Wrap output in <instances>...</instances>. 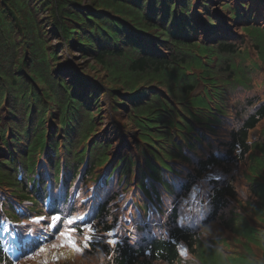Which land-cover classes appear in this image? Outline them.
Segmentation results:
<instances>
[{"label":"trees","instance_id":"trees-1","mask_svg":"<svg viewBox=\"0 0 264 264\" xmlns=\"http://www.w3.org/2000/svg\"><path fill=\"white\" fill-rule=\"evenodd\" d=\"M79 1L0 0V107L6 106L11 110L24 102L33 113L30 124L0 123V196L7 200L11 213L22 215L20 217L26 223V226L17 228L21 243L27 242L22 239L21 233L32 225L48 230L46 222L33 224L29 217H23L29 211L32 214L35 210L43 211V208L35 206L34 200L42 203L47 196L49 201L53 200L50 211L43 213L48 216L52 211L59 212L62 220L57 227H64L65 211L80 210L86 188L92 183L90 180L96 164L109 157L106 151L113 146L110 143L112 134L119 137L114 139L120 154L116 153L113 160L117 164L116 173L128 185L138 181L139 184H134L136 190L142 189L143 182L134 171L144 166L141 162L130 161V156L133 158L134 154L129 150L134 147V153L146 156L145 150L137 146L141 140L149 142L151 135H157L165 149L172 146L179 148L186 142L196 144L201 156L198 149H190L187 158L190 165H197L195 170L198 172L200 169V175L210 167L217 170V178L209 180L206 187V195L214 203L211 210L208 209L213 218L220 208L228 205L226 225L232 226L236 217L245 221L239 217L231 200L235 196L231 180L236 178L238 168L246 173L248 166L254 167L247 181L249 191L246 202L252 209L264 214L261 207L264 204V183L260 179L264 157L259 158L253 152L255 148H262L264 153V140L252 143L248 137V128L256 117L264 116V103L258 105L255 114H251L254 111L252 102L256 98L251 91L253 83L246 79L241 86L243 78L230 67L226 79L228 94L223 102L222 99L218 101L220 111L212 113L216 117L215 127L204 123L193 140L183 137L180 128L172 129L174 121L170 113L176 111L174 104L180 101L188 108V112L182 111L185 116L180 115L184 126L192 124L193 118L189 113L204 120L203 116L196 114L195 108L209 113L207 100L203 96L189 100L188 89L193 79V76H188L190 67L195 63L204 64V57L207 63L204 65L211 67L215 65L213 56L224 62L227 54L237 51V46L230 42L240 35L255 42L251 68L262 73L264 61L258 60L257 52L264 46L256 41L252 32L264 35V0H223L220 2L223 4V19L212 15V0H89L90 3L84 5ZM39 10L46 13L43 17L49 23L51 32L60 37L58 45L50 46L44 38L42 24L36 15ZM199 13L209 15L207 20L210 22L205 28ZM71 47L79 51L81 57L89 56L93 60L90 65L96 66V70L97 67L105 70L107 80L95 73L91 76L71 74L72 80L67 84L61 71L70 68L66 56L61 63L57 49L69 50ZM17 65L25 67L28 79L34 80L40 89H32L25 75L18 88L21 96L12 88L6 89L5 82L11 86L9 80L14 79L10 75ZM156 83L166 86L175 100L162 97ZM104 95L109 99L106 100ZM94 107L96 110L93 111ZM109 112L115 115L117 123L108 122L109 129L99 131L102 128L98 127V121L105 120ZM51 118L56 126H48ZM46 127L51 130L49 138L44 136ZM55 128L63 133L62 145L70 153V161L64 164L66 173L61 179L53 171V166L58 164L54 160L61 154L57 136L53 135ZM91 130L98 133L92 137L88 167L81 171V156L75 151L76 141L84 140ZM8 132L16 145V152L8 147ZM22 138L27 145L19 149L17 145ZM151 151L155 152L152 148ZM99 153L103 156L100 157ZM111 155L114 156L115 152ZM45 156L49 157V167L54 176L45 177L42 173L36 179L34 167ZM179 185L177 182L172 187L177 189ZM8 192L13 196L11 200L6 195ZM102 195L105 194L98 192L92 202L90 215L97 219L93 239L102 238L104 232L112 231L120 218L112 202L102 199ZM27 200L32 203L24 205ZM170 210L174 221L176 208L172 206ZM241 229L246 232L244 226ZM140 237L133 242L126 241L123 246L117 245L115 249L114 244L108 243L111 237L103 238L91 242L85 251L96 264H155L158 261L174 264L179 258L176 243L181 240L193 250L196 241L192 232L173 222L165 240ZM246 259L243 257L242 262ZM0 264H13L1 237ZM244 264L253 263L245 261Z\"/></svg>","mask_w":264,"mask_h":264},{"label":"rangeland","instance_id":"rangeland-1","mask_svg":"<svg viewBox=\"0 0 264 264\" xmlns=\"http://www.w3.org/2000/svg\"><path fill=\"white\" fill-rule=\"evenodd\" d=\"M213 1L214 2L212 5V8H215L214 10H220L222 8V4L218 3V1H216V0H213ZM222 1L223 0H219V2H222ZM247 1H249V0H247ZM79 2L82 5L90 3L89 0H81ZM204 12H205V14H208L205 10H204ZM212 13H215L217 16L223 15V12L221 10L219 13H216V12H212ZM205 14L200 13V16L203 17L205 22H208L207 15H205ZM36 15H37V18L40 20V23L42 24L41 27H42V30L44 31L43 36L47 40L48 45H50V46L58 45L57 44L59 41L58 36L54 35L51 32L49 23H47L46 19L43 17L46 15V13H43L39 10V11H37ZM263 15H264V6H263ZM238 24H241V23H238ZM252 34H253V37L256 39V41L257 42L259 41L261 43V46L263 47L264 46V35H258L257 33H255V31H253ZM237 41H239L238 44L241 45L242 48H246V47L249 48L250 54H252L254 56V52L252 51L251 43L255 44V42L254 43L251 42L249 37L242 36V35H240V37L237 39ZM232 43H236V42L233 41ZM57 51H58L57 54L60 56L59 58H60L61 63H62L64 56H66V59H69L66 61H71L75 65V67H73V70H78L81 74H83V75L86 74L87 76H91L92 74L95 73L96 76L103 77L105 80H107V78L105 77V75H106L105 70H103L101 67H97V70H96V66L90 65V64H92V60L90 59L89 56H87L86 58H84L83 56L81 57L80 56L81 53L79 51L74 50V48H72V47L69 50H68V48H59V49H57ZM257 58H258V60L264 61V49H259V51L257 52ZM206 69L209 70V67L207 65H206ZM206 69H205V72H206ZM62 70L64 71L65 81L71 82L72 79H71L70 70H66V69H62ZM237 70H238V76H240V78L241 77L243 78L241 83H240L241 86L244 85L243 82L247 79L253 83L251 91H254L255 93H259V94H260V92H264V69H263L262 73L261 72L257 73V72H252V71L244 72V67L239 65V66H237ZM225 76L228 77V74H225ZM115 87L119 88L118 86H115ZM166 91H167V89H166ZM227 94L228 93H224V97H226ZM168 95H169V97H168L169 99H173L172 95L169 94V92H168ZM216 108H217V105H216ZM103 109L109 110L108 108H104V107H103ZM0 113L2 114V116H5V112H4L3 108L0 109ZM211 113H212V111H211ZM155 117H157V115H155ZM186 125L189 127V129L193 128V126H191L192 124H189V125L186 124ZM260 129H264V126H262ZM263 132H264V130L261 131V133H263ZM56 134H57V130H56ZM258 134H259V131H253L252 132V136H257L258 140H261ZM112 136L113 137L111 138V141H110V143L113 144V146L111 148L112 149L111 153H113V152L118 153V148H117L118 144H117V141H114V139H118L119 137L118 136L115 137L114 134ZM263 139H264V135H263ZM59 140H61V139H59ZM24 142H25V140L22 139L20 144L23 146ZM133 149L134 148H132L131 151H133ZM253 152H254V154L258 155L259 158L264 157V153H263L262 148H255L253 150ZM98 170H101V169H99V167H97L95 169V171H98ZM261 172L263 175L261 177L264 178V166L261 167ZM244 174H246V173H244ZM57 176H58V174H57ZM96 177L97 176H95V178ZM239 184H241V183H239ZM242 186L244 187L245 193H246V187L244 185H242ZM33 202L35 203V205H37L39 207L42 205V203L38 202L37 200H34ZM52 202H53V200H52ZM244 202H245V200H239L238 201V203H241V204H244ZM30 203H32V202H30L28 200L26 202H23L24 205H28ZM245 206L248 207L247 204H245ZM8 207H9L8 203H4V205L2 207L4 210L3 216L8 212V210H7ZM42 208H43L42 212H45V209L43 206H42ZM49 211H50V209H49ZM30 212H32V211L26 212L23 215V217H26V216L28 217L29 215H32V214H30ZM36 212H40V211H36ZM14 217H16V216H14ZM12 219H14V218H12ZM235 225L239 226L240 224L236 223ZM36 231L44 232L42 227H34V232L37 233ZM234 234H235V236H238L236 233H234ZM57 235H58V233L56 232V233H52L51 236H57ZM224 235L226 236L227 233L225 232ZM262 235H263V232H260L257 235H255L254 237H246L245 239L240 240V242H239L240 247L237 250H235V252L233 254H229V255L236 257L239 254H249L252 252L251 246L263 248L264 245L260 242ZM1 236H2L4 249L7 251V253L9 255H11L13 257V259L15 261H17V259L20 255H27V253L31 252V250L36 245L37 240L39 238V237H36V238L30 237V238H26V239L23 238V240H25L27 242H24L23 244H25V246H23L21 248L20 243L18 244L17 242H15V236H14L13 232H11L9 234H7V233L3 234L2 233ZM238 238H240V237H238ZM29 239H31L32 241L31 242L28 241ZM46 239H48V238L46 237ZM92 259H94V258L89 256L88 259H85L84 261H77V263L78 264H84L85 262H91ZM93 264H94V262H93Z\"/></svg>","mask_w":264,"mask_h":264},{"label":"clouds","instance_id":"clouds-1","mask_svg":"<svg viewBox=\"0 0 264 264\" xmlns=\"http://www.w3.org/2000/svg\"><path fill=\"white\" fill-rule=\"evenodd\" d=\"M218 1V0H216ZM213 0H212V3H211V10L212 12H216L217 10H214L215 8H212V5H213ZM218 3H220L218 1ZM223 6V4H222ZM212 15H215L217 17V15L215 13H212ZM209 16V15H208ZM207 16V17H208ZM249 50V48H242L240 50H237L236 52L234 53H231V54H227L226 55V58H225V61L224 62H221L219 61L218 58H212V60L215 61V65H213V67H211L213 70L215 71H218L223 79V83H224V86L226 84V79L228 78L227 76H225V74H228L227 73V70L230 69V67H232L234 69V71L237 69V66H239V62L240 60L244 57L245 54H247V51ZM214 57V56H213ZM206 58V57H204ZM204 58H202V62L204 61ZM236 59V60H235ZM202 68L205 67L204 64L200 65ZM209 66V65H208ZM236 74V73H234ZM180 119H181V123H179L180 125L184 126V120L182 119L181 116H179ZM216 125V120H215V123H214V126L215 127ZM186 126V125H185ZM143 145H141V147L145 150H150L151 149H148V147L145 145V141H143ZM139 151V150H138ZM251 170V167L248 166V172Z\"/></svg>","mask_w":264,"mask_h":264},{"label":"snow or ice","instance_id":"snow-or-ice-1","mask_svg":"<svg viewBox=\"0 0 264 264\" xmlns=\"http://www.w3.org/2000/svg\"><path fill=\"white\" fill-rule=\"evenodd\" d=\"M42 218H37V220H40ZM75 218H71L67 221L68 224H72L73 220ZM61 221V217L59 215H53L51 218V222H50V226L52 229H56L57 227V223ZM77 231L76 228H70L67 230H61L59 231V236L65 238V242L67 244V246H70L72 249H74L76 252H83L84 248H89L91 241L93 239V237L91 235L86 236L85 239V243H84V248H81L78 241L74 238L73 233H75ZM87 231L89 233H91L92 231V227L91 225L87 226ZM108 243L111 244H116L117 241L116 240H110L108 241ZM53 247H57V245H53ZM40 251H44L43 248L40 249Z\"/></svg>","mask_w":264,"mask_h":264},{"label":"bare ground","instance_id":"bare-ground-1","mask_svg":"<svg viewBox=\"0 0 264 264\" xmlns=\"http://www.w3.org/2000/svg\"><path fill=\"white\" fill-rule=\"evenodd\" d=\"M252 2V1H251ZM253 2H255V1H253ZM223 35V34H222ZM21 211V210H20ZM15 214V213H14ZM15 251V250H14ZM68 257H70V256H68ZM28 264H31V262L29 261L28 262ZM67 264H72V261L71 260H68V263Z\"/></svg>","mask_w":264,"mask_h":264}]
</instances>
